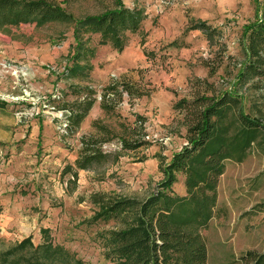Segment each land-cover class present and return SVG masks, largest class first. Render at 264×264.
I'll use <instances>...</instances> for the list:
<instances>
[{
    "label": "rangeland",
    "instance_id": "rangeland-1",
    "mask_svg": "<svg viewBox=\"0 0 264 264\" xmlns=\"http://www.w3.org/2000/svg\"><path fill=\"white\" fill-rule=\"evenodd\" d=\"M75 19L113 8L115 0H51ZM146 19L126 46H99L86 79L69 78L75 55L74 24L20 25L0 34V253L30 238L50 242L84 264H120L107 257L103 234L119 222H92L93 194L143 200L163 180V167L186 144L181 101L224 91L241 96L244 112L264 124V76L240 78L248 62L247 33L264 0H122ZM213 30L210 41L194 26ZM82 65L83 61H79ZM2 65L8 68L2 69ZM261 69L264 70V67ZM111 84L130 90L100 108ZM88 93H87V92ZM95 100L76 129L65 112ZM98 141L106 162L77 171L80 139ZM121 139L143 145L123 149ZM179 174L172 192L183 196ZM206 264H243L264 251V135L240 160L225 162L217 186L216 216L201 232Z\"/></svg>",
    "mask_w": 264,
    "mask_h": 264
},
{
    "label": "trees",
    "instance_id": "trees-1",
    "mask_svg": "<svg viewBox=\"0 0 264 264\" xmlns=\"http://www.w3.org/2000/svg\"><path fill=\"white\" fill-rule=\"evenodd\" d=\"M145 19L143 9L126 7L122 0H115L111 9L80 19L73 18L51 0H0V34L20 25L74 24L76 61L65 71L69 78L89 76L92 67L88 63L95 53L89 44L91 36H98L99 46L108 45L121 51L128 35L138 33ZM193 26L211 40L213 30L208 25L198 22ZM246 37L248 62L240 78L264 76L261 69L264 67V4ZM128 90L125 85H108L102 90L100 108L109 113L112 98ZM94 102L87 99L76 113L65 112L68 130L79 126ZM177 108L185 113L186 144L163 167L164 178L154 192L143 200L118 199L105 194L90 197V202L99 208L92 222L113 221L122 225L102 236L107 257L117 259L120 264H206L207 249L201 232L216 216L217 186L225 162L242 159L264 135V124L244 112L241 96L232 91L181 101ZM80 143L74 168L65 169L74 179L77 171L89 170L107 158L95 139L82 137ZM142 145L141 141L128 144L121 139L123 149ZM179 174L184 177L183 196L172 192ZM43 238V243L36 247L30 238H25L0 253V264H84L62 247L54 246L47 231L43 232ZM240 260L243 264H264V251L247 252Z\"/></svg>",
    "mask_w": 264,
    "mask_h": 264
},
{
    "label": "built area",
    "instance_id": "built-area-1",
    "mask_svg": "<svg viewBox=\"0 0 264 264\" xmlns=\"http://www.w3.org/2000/svg\"><path fill=\"white\" fill-rule=\"evenodd\" d=\"M8 68V66L7 65H2V69H7Z\"/></svg>",
    "mask_w": 264,
    "mask_h": 264
}]
</instances>
